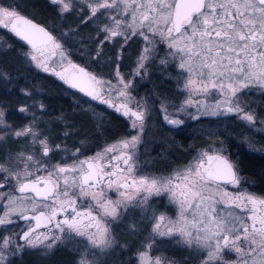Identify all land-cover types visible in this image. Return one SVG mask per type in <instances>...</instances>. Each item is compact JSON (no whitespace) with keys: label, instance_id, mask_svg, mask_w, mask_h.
I'll return each instance as SVG.
<instances>
[{"label":"snow or ice","instance_id":"snow-or-ice-1","mask_svg":"<svg viewBox=\"0 0 264 264\" xmlns=\"http://www.w3.org/2000/svg\"><path fill=\"white\" fill-rule=\"evenodd\" d=\"M48 3L60 18L75 14L82 25L94 23L97 36L92 42L99 41L94 61L105 44L121 41L111 77L72 58L70 49L80 42L74 36L79 26L57 36L18 5L0 0V29L22 43L19 55L27 63L114 109L135 134L91 155H83L80 147L69 155L63 144H53L50 129L42 126L49 115L43 101L27 87L18 92L9 88V95L16 92L20 99L18 106L0 103V226L23 221L24 227L0 235V264H11L26 250L48 253L71 242L78 246L76 264H98V255L117 244L113 225L125 221H130L133 234H139L138 221L147 223L135 264H189L191 255L170 257L165 245L194 253L199 264H264V196L241 187L238 162L222 146L209 145L167 174L145 171L139 148L151 113L147 101L133 95L135 79L147 75L163 49L160 64L175 66L184 94L178 107L161 102L166 124L182 125V115L193 120L235 115L254 127L257 114L240 97L249 89L264 91V0ZM133 38L143 44L128 79L120 61ZM0 79L11 83L10 76ZM192 108L195 115L189 113ZM12 116H18L19 123H9ZM13 144L19 145L15 151ZM61 152L65 155L56 159ZM164 197L169 207L158 211L152 202ZM228 254L235 259H226Z\"/></svg>","mask_w":264,"mask_h":264},{"label":"trees","instance_id":"trees-1","mask_svg":"<svg viewBox=\"0 0 264 264\" xmlns=\"http://www.w3.org/2000/svg\"><path fill=\"white\" fill-rule=\"evenodd\" d=\"M16 5L25 15L56 31L54 26L58 25L60 17L48 0H17ZM75 24L76 22L72 24L70 22V26ZM1 36L7 45V47H0L1 76H10L16 84L21 83L20 88L27 87L33 92L42 93L52 104L63 102L68 105L64 98L65 92L79 96L63 83L43 74L27 63L19 55L24 46L16 37L10 33H3ZM150 77L152 83L141 88V92L148 95L149 88L152 87L158 89L166 97L172 98V91L169 88H162L166 86L157 84L155 74ZM260 102L261 106H264V98ZM154 108L150 107L151 116L147 132L139 148V161L145 171L167 174L172 169L187 164L197 150L206 149L209 145L222 146L226 154L238 162L242 179L253 184L255 189L263 187L264 153L252 152L244 144L246 140L250 141L254 147L263 149L264 152V145L258 139L261 137L233 115L217 118L201 117L196 120L184 119L182 125L173 127L166 124ZM261 111L264 112V109ZM75 114L61 111L59 117H62L65 125L69 126L68 129L74 130V134L70 137L78 138V141L89 147L87 153L92 151L97 144L125 137L131 133L126 121L110 112L104 111L95 127L87 114H85L86 119L79 117L78 113ZM57 128L54 125L53 130L57 131ZM11 264H75V257L67 247H56L46 255L26 253L20 260H14ZM101 264H124V262L117 260L116 257H110Z\"/></svg>","mask_w":264,"mask_h":264},{"label":"rangeland","instance_id":"rangeland-1","mask_svg":"<svg viewBox=\"0 0 264 264\" xmlns=\"http://www.w3.org/2000/svg\"><path fill=\"white\" fill-rule=\"evenodd\" d=\"M3 3L5 4H10L14 3L16 5L17 0H2ZM70 22H76L75 25L70 26ZM55 25V24H54ZM78 27V31L75 32L74 36L75 39L80 41L78 43H75V45L70 49L72 53V58L81 64H86L90 65L91 69L95 71L98 74H103L105 78L111 77L117 67V61H116V56L118 53V50L120 48L121 41H117L115 44L108 43L103 46L102 50V55H100L98 60H93V57L96 55V49L97 45L99 43L98 40H96L95 43L92 41L95 40L97 33L95 31V25L94 23H88L85 25L80 24V20L76 18L75 14L72 15H67L64 18H59L58 19V25H55V30L54 33L59 36L60 33L65 32L69 29H75ZM49 28V27H47ZM52 30L51 28H49ZM53 31V30H52ZM9 33L7 30L0 29V47L4 46L7 47V45L3 42L2 34ZM11 34V33H10ZM12 35V34H11ZM102 39V37H101ZM143 41L140 40L139 38H133L124 48V51L122 53V60L120 61V71L124 74V76L128 79H131V73L133 68L135 67V61L137 58V54L142 47ZM165 54V51L162 49L159 53V56L156 58L155 61H153L150 66L147 69V75L143 77V79L137 77L134 82V88H133V95L137 98H144L150 107L154 108L161 116L162 114L160 113V104L161 102H165L169 105H174L178 107L181 102L184 99V94L181 92L177 85V70L173 64H168L166 66L160 64V59L163 58ZM32 66V65H31ZM33 68H35L33 66ZM36 69V68H35ZM38 70V69H36ZM40 71V70H38ZM42 72V71H40ZM43 74L52 77L56 81L62 83L59 81L55 76H52L48 73ZM155 74L156 79L155 81L157 84H161L166 87L162 88H169L172 92V98L166 97L163 93H160L158 89L155 88H149L148 95L145 94L144 92H141V88H143L147 84H151L152 82L150 81L151 75ZM0 77H2L0 75ZM21 83L16 84L14 81L11 80V83L6 82L4 79H0V103L4 105H16L18 106V100L20 98L17 97L16 92L19 91ZM15 88L16 92H13L11 95L8 93L9 88ZM250 91L258 92V93H249ZM66 96H64L65 100L67 101L68 105L64 104L63 102H57L56 104H52L50 100H46L47 97H45L42 93L40 92H34L36 99L43 101V103L47 107V111L49 115L45 116L42 121V126L45 128L50 129V135L52 137V142L53 144H63L67 149H68V154L72 151H74L76 148L80 147L82 150L83 155H91V151L87 153L89 150V147L85 146L83 143H81L78 140H74V138L70 135L74 134L73 129H68L65 127V122L62 119L57 120V117H59V113L65 112L67 114H75L78 113L79 117L82 118H87L85 114L89 116V118L93 122V126L95 127L97 122L100 121V118L103 114V112L107 111L110 112L116 116H120L123 118L127 125L128 129L129 128V123L128 121L119 113H117L114 109L108 108L106 105L100 104L96 101H91L88 99H81L82 97H77L73 95L72 93L69 94V92H65ZM264 91L259 90V89H249L246 90L245 94L241 95L240 99L243 103L247 104L249 106L250 111H254L257 116L256 120L257 123L255 124L254 127L250 128L245 122L240 121L244 123L249 129L253 130L255 133H257L261 138H258L259 140L262 141V145H264V125L260 124V121H264V112L261 111L264 109V106H261V102L263 99ZM14 109L11 107H7L6 111H13ZM173 110V109H170ZM258 110V111H257ZM85 112V113H82ZM114 112V113H113ZM189 113L192 115L196 114V110L194 108L189 109ZM76 115V114H75ZM235 118L236 116L233 115ZM201 117H212V118H217L216 116H199ZM222 117V116H219ZM163 118V117H162ZM181 119H191L189 115H182L180 117ZM237 119V118H236ZM9 123H19V117L18 116H12L9 117ZM54 125H56L57 131H54ZM257 129H260L259 131ZM68 131L69 135L67 137L64 136V132ZM131 133L128 135L135 134L132 130H130ZM55 134V135H54ZM58 134V136H57ZM257 139V138H255ZM117 140V139H116ZM115 140V141H116ZM114 142V141H113ZM112 143V142H111ZM110 144V143H108ZM245 147L255 153H264L263 149H257L254 147L252 142L250 141H245ZM106 145V144H105ZM105 145H103L101 148H103ZM251 145V148L249 147ZM19 145H11V150L15 151L17 150ZM100 148V149H101ZM99 149V150H100ZM98 150V151H99ZM93 154V153H92ZM3 153H0V156H2ZM65 153L61 152L56 159H60V157L64 156ZM55 160H53V163ZM245 180L242 179V184L241 187L244 189H247L248 191H251L248 186L245 184ZM252 192V191H251ZM163 199V204L159 203L160 200ZM152 205L154 208L158 209V211H165L169 206L167 205V199L166 197L164 198H156L153 200ZM162 206V207H160ZM132 215L138 216L139 213H130L129 216L131 217ZM23 221H19L16 224L13 225H6V226H0V235H8L11 233H18L20 232V229L24 227V222L20 223ZM125 223V222H124ZM130 225V221H127ZM139 225L138 228V233L139 234H133L130 231V226L126 228L128 231V236L134 237L137 235H145L146 231L145 229L147 228V223L146 222H137ZM114 226V225H113ZM141 236V235H140ZM116 239V238H115ZM117 244L114 246L113 249L109 250L105 254L98 255L97 261L98 264H101L103 261L107 260L110 257H115L118 255L119 251L124 250V244L118 243V239H116ZM57 247H67L72 254L75 257V264L76 260L79 256V252L76 251L77 249V244L75 242L71 243H66V244H60ZM166 249V255H169L170 257H174L176 259H182L185 257H189L190 255L192 256V259L189 260V264H193V260L195 261V264H199V258L196 257L194 253H189L187 250H179L173 245H165L163 246ZM56 248V247H55ZM54 248V249H55ZM51 252V251H50ZM48 252V253H50ZM32 254V253H38L40 255H46L48 253H43L42 251H33V250H26L22 255L11 259V263L14 260H20V258L24 254ZM29 256V255H28ZM226 258V257H225ZM227 259V258H226ZM235 259V258H234ZM232 260V259H231ZM130 261L131 263H135L134 260V254L130 256Z\"/></svg>","mask_w":264,"mask_h":264},{"label":"flooded vegetation","instance_id":"flooded-vegetation-1","mask_svg":"<svg viewBox=\"0 0 264 264\" xmlns=\"http://www.w3.org/2000/svg\"><path fill=\"white\" fill-rule=\"evenodd\" d=\"M255 89V88H253ZM73 90V89H72ZM74 91V90H73ZM76 92V91H75ZM77 93V92H76ZM249 93H258V92H254V91H250ZM79 94V93H77ZM264 94V93H263ZM82 98L88 99L84 96H82L81 94H79ZM264 96V95H263ZM264 97H262L261 99H263ZM114 113V112H113ZM114 115V114H113ZM120 117V116H119ZM121 118V117H120ZM123 119V118H122ZM124 120V119H123ZM125 121V120H124ZM119 139V138H116ZM116 139H112L108 142H103L102 144H97L94 146V148L91 151V154L98 151L103 145L111 143L113 141H115ZM74 140H78V138H74ZM245 184L248 186V188L255 194L260 195V196H264V185L262 188L259 189H255L254 185L249 183V182H245ZM163 199L159 201V203L163 204ZM162 207V206H160ZM23 223V222H20ZM24 224V223H23ZM129 223H127V221H125V223H117L113 226V235L116 239H118V243H122L124 244V250L119 251L117 256H115L118 259H120V261L122 260L124 262V264H135L134 262L131 263L132 261H130V256L132 254L135 253L136 248L140 242L141 237L143 236L142 234L131 237L128 236V231L126 230V228L128 227ZM146 235V234H145ZM226 258L228 260L234 259L235 255L234 254H228L226 256Z\"/></svg>","mask_w":264,"mask_h":264},{"label":"water","instance_id":"water-1","mask_svg":"<svg viewBox=\"0 0 264 264\" xmlns=\"http://www.w3.org/2000/svg\"><path fill=\"white\" fill-rule=\"evenodd\" d=\"M34 20V19H33ZM34 22H36V23H38V24H40L39 22H37V21H35L34 20ZM40 25H42V24H40ZM42 26H44V25H42ZM46 27V26H45ZM74 90V89H73ZM74 91H76V90H74ZM77 92V91H76ZM77 93H79V92H77ZM79 94H81L82 96H84L82 93H79ZM85 97V96H84ZM86 98H88V97H86ZM90 99V98H89Z\"/></svg>","mask_w":264,"mask_h":264}]
</instances>
